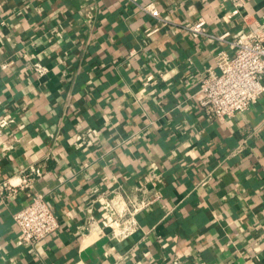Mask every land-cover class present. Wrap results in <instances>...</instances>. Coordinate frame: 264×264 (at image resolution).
<instances>
[{"label":"crops","instance_id":"0c3cea01","mask_svg":"<svg viewBox=\"0 0 264 264\" xmlns=\"http://www.w3.org/2000/svg\"><path fill=\"white\" fill-rule=\"evenodd\" d=\"M199 18L209 36L186 29ZM259 29L264 0H0V181L44 171L0 201V264H264V97L226 122L195 97ZM141 187L161 199L132 236H89L111 191ZM37 194L60 230L30 247L14 217Z\"/></svg>","mask_w":264,"mask_h":264},{"label":"built area","instance_id":"2783aa9c","mask_svg":"<svg viewBox=\"0 0 264 264\" xmlns=\"http://www.w3.org/2000/svg\"><path fill=\"white\" fill-rule=\"evenodd\" d=\"M159 24L166 27L168 21L161 16L157 7L152 5L141 7ZM204 18L197 19L186 29L192 35L209 36L205 29ZM159 27L147 31L150 37ZM223 40L224 37H220ZM232 54L224 51L216 57L219 72L209 70L200 83L195 95L199 107L213 121L226 122L238 114L248 112L260 98L264 97V29L244 33L229 42ZM41 76L47 69L40 64L31 67ZM14 120L0 118V132L11 126ZM88 136L96 133L90 130ZM84 139L79 136L80 142ZM44 171L40 167L31 166L21 175L20 182L16 177L0 181V201L18 193L19 189L31 188L35 178H41ZM207 175L203 182L211 179ZM105 201L112 212L110 221L98 223L93 218L88 223V234L95 240L109 237L123 240L132 236L138 229L137 215L152 207L161 199L159 193H151L145 187L138 188L137 195L131 196L117 188L108 195ZM15 222L20 229L19 244L35 247L42 241L54 236L60 230V222L43 195H35L31 203L15 214Z\"/></svg>","mask_w":264,"mask_h":264}]
</instances>
